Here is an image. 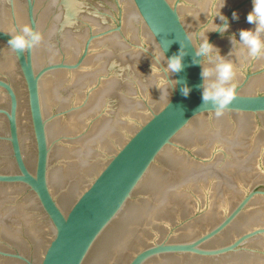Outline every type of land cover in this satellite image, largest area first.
Here are the masks:
<instances>
[{"label": "water", "instance_id": "water-1", "mask_svg": "<svg viewBox=\"0 0 264 264\" xmlns=\"http://www.w3.org/2000/svg\"><path fill=\"white\" fill-rule=\"evenodd\" d=\"M251 6L0 0V264H264V55L233 41ZM24 27L41 41L16 52ZM206 37L233 65L220 116Z\"/></svg>", "mask_w": 264, "mask_h": 264}, {"label": "clouds", "instance_id": "clouds-1", "mask_svg": "<svg viewBox=\"0 0 264 264\" xmlns=\"http://www.w3.org/2000/svg\"><path fill=\"white\" fill-rule=\"evenodd\" d=\"M220 16L223 17V25H216V32L221 33L223 31L224 33L228 30V20L223 15ZM232 19H238L235 12L232 13ZM246 22L254 25V29L240 30L239 41H233L238 47L247 50L246 55L249 58H257L264 55V39H261V36L264 35V0H252L251 11L246 16ZM40 41L41 35L39 33L31 30L29 27H24L21 33L11 37L8 44L12 50L23 52L26 49H31L38 45ZM213 49V46L208 42L206 37L200 42L199 50H195L196 57H209V62L214 66L213 68H202L201 70V78L204 84L201 92L200 108L208 110L210 105L211 111H214L217 116H220L233 98V89L227 85L233 79L234 71L232 63L221 57L217 50L213 53ZM213 56H215V60H213ZM196 63L197 61L194 59L193 64ZM181 67V59L179 56L168 58L167 72H179ZM158 70L161 73L162 70L160 68ZM212 75L215 76V80L207 82V78ZM164 80L165 83H169L165 78ZM180 91L184 97H187L189 94L187 87L181 88Z\"/></svg>", "mask_w": 264, "mask_h": 264}]
</instances>
